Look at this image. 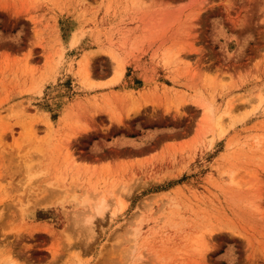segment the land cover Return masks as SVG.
I'll return each mask as SVG.
<instances>
[{"label": "rangeland", "instance_id": "1", "mask_svg": "<svg viewBox=\"0 0 264 264\" xmlns=\"http://www.w3.org/2000/svg\"><path fill=\"white\" fill-rule=\"evenodd\" d=\"M0 264H264V0H0Z\"/></svg>", "mask_w": 264, "mask_h": 264}, {"label": "bare ground", "instance_id": "2", "mask_svg": "<svg viewBox=\"0 0 264 264\" xmlns=\"http://www.w3.org/2000/svg\"><path fill=\"white\" fill-rule=\"evenodd\" d=\"M103 207H104V205H103ZM103 207H102V208H103ZM103 209H104V208H103ZM98 210H99V207H98ZM99 211H101V210H99ZM99 211H98V212H99ZM101 212H102V211H101ZM200 239H201V237H200ZM196 240H197V239H196ZM198 240H199V239H198ZM201 240H203V239H201ZM196 243H197V242H196ZM201 243H202V242H201ZM201 243L199 242L198 245L200 246ZM203 243H204V242H203ZM198 245H196V248H197ZM201 247H203V245H202ZM199 248H200V247H199ZM200 249H201V248H200ZM196 250H198V252H199V251L201 252V250H199L198 248H197Z\"/></svg>", "mask_w": 264, "mask_h": 264}]
</instances>
